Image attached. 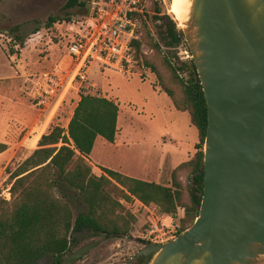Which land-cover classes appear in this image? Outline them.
Returning a JSON list of instances; mask_svg holds the SVG:
<instances>
[{
    "label": "trees",
    "instance_id": "trees-1",
    "mask_svg": "<svg viewBox=\"0 0 264 264\" xmlns=\"http://www.w3.org/2000/svg\"><path fill=\"white\" fill-rule=\"evenodd\" d=\"M75 6L80 7L79 13L64 18L50 16L47 26L87 14V0H69L66 4L68 8ZM157 10L154 19L159 37L153 45L157 50L162 44L171 50L164 55V62L181 91L164 83L160 88L171 97L177 110L189 113L199 132L194 156L177 167H191L187 187L176 171L167 183L137 178L104 165H98L101 175L94 173L88 159L96 138L116 140L120 107L109 97L81 93L68 125L49 127L35 149L5 169L2 182L10 185L11 199L0 196V264H60L74 247L94 235L131 236L136 232L140 237L147 225L122 199L139 200L143 216L155 206L179 216L182 230L196 219L204 187L206 98L194 63L173 61L175 57L179 59L178 46L188 47L184 32L171 15ZM16 37L23 44L21 37ZM141 45L139 40L131 41L135 59L139 65L156 70L152 62L143 58ZM182 70L189 73L187 79L180 75ZM7 148V143L0 141V153ZM70 195L85 207L76 216Z\"/></svg>",
    "mask_w": 264,
    "mask_h": 264
},
{
    "label": "rangeland",
    "instance_id": "rangeland-1",
    "mask_svg": "<svg viewBox=\"0 0 264 264\" xmlns=\"http://www.w3.org/2000/svg\"><path fill=\"white\" fill-rule=\"evenodd\" d=\"M68 1L0 0V141L7 143L6 155H10L2 166L0 163V196L11 199L10 185L2 182L6 167L15 165L10 159L15 156L17 162L35 149L49 127L67 126L80 94L85 92L109 97L120 107L116 140L109 142L101 136L96 138L88 159L94 173L101 175L98 165H104L130 176L167 183L176 171L186 188L191 167H177L194 156L199 132L191 123L189 113L174 108L170 96L156 87L164 83L181 91L164 62V55L170 54L171 50L163 44L161 50H157L153 45L159 37L154 19L157 8L179 21L170 11L171 0H148L149 16L143 27L141 53L156 70L137 65L132 73H120L96 64L82 86L73 79L74 62L68 56L66 40L62 36L64 25L57 21L53 26H47L50 16L64 18L80 12L78 6L66 7ZM176 50L179 59L175 57V63L192 59L184 44ZM44 71L57 72L61 89L66 92L56 111L38 107L30 97L34 76ZM180 75L185 79L189 77L186 70L180 71ZM69 198L75 216L85 210L73 195ZM122 203L128 208L131 201ZM137 235L136 232L122 238L99 235L86 240L79 246L95 239H102V243L75 264H146L151 254L128 263L142 248L136 240L141 237Z\"/></svg>",
    "mask_w": 264,
    "mask_h": 264
},
{
    "label": "water",
    "instance_id": "water-1",
    "mask_svg": "<svg viewBox=\"0 0 264 264\" xmlns=\"http://www.w3.org/2000/svg\"><path fill=\"white\" fill-rule=\"evenodd\" d=\"M178 22L208 110L203 196L190 226L165 243L137 238L143 248L130 262L264 264V0H190Z\"/></svg>",
    "mask_w": 264,
    "mask_h": 264
},
{
    "label": "built area",
    "instance_id": "built-area-1",
    "mask_svg": "<svg viewBox=\"0 0 264 264\" xmlns=\"http://www.w3.org/2000/svg\"><path fill=\"white\" fill-rule=\"evenodd\" d=\"M87 8L84 17L74 15L59 23L64 25L62 36L68 56L74 62V81L84 85L96 64L120 73H132L139 64L131 41L142 40L143 27L148 22L146 0H87ZM34 77L30 97L35 105L56 111L66 95L58 73L44 71ZM129 205L131 212L147 225L142 239L165 243L182 231L180 217L164 213L157 206L148 208V214L143 216V205L137 199ZM131 205L136 208L132 209Z\"/></svg>",
    "mask_w": 264,
    "mask_h": 264
},
{
    "label": "bare ground",
    "instance_id": "bare-ground-1",
    "mask_svg": "<svg viewBox=\"0 0 264 264\" xmlns=\"http://www.w3.org/2000/svg\"><path fill=\"white\" fill-rule=\"evenodd\" d=\"M190 7V0H171L170 11L179 21H184Z\"/></svg>",
    "mask_w": 264,
    "mask_h": 264
},
{
    "label": "crops",
    "instance_id": "crops-1",
    "mask_svg": "<svg viewBox=\"0 0 264 264\" xmlns=\"http://www.w3.org/2000/svg\"><path fill=\"white\" fill-rule=\"evenodd\" d=\"M159 90H161V88L160 87H158V86H156ZM163 91V90H162ZM171 98V97H170ZM79 99H80V97H79ZM78 99V100H79ZM172 100V99H171ZM77 103H78V101H77ZM77 103L75 104V106H74V109H75V107H76V105H77ZM172 104H173V102H172ZM174 106V105H173ZM175 108V107H174ZM74 109H73V111H72V114H71V117H72V115H73V112H74ZM120 110V109H119ZM180 111V110H179ZM186 112V111H185ZM70 117V118H71ZM24 118V117H23ZM70 118H69V120H70ZM25 119V118H24ZM191 121V120H190ZM119 125V124H118ZM118 131H119V127H118ZM117 135H118V132H117ZM117 137V136H116ZM96 144V143H95ZM195 145H196V143H195ZM195 145H194V149H195ZM95 147V146H94ZM94 150V149H93ZM93 152V151H92ZM8 153V149L7 150H5L4 152H2V153H0V163H1V166L3 165V163L4 162H6L7 160H8V158L10 157V155L8 154V155H6ZM25 157V156H24ZM24 157H20V159H22V158H24ZM20 159H18V160H20ZM189 159H191V157H189L187 160H185V161H188ZM10 161L11 162H14L15 161V156H13L11 159H10ZM185 161H183V162H185ZM183 162H181V163H183ZM0 169H1V167H0ZM181 179H183L182 177H181Z\"/></svg>",
    "mask_w": 264,
    "mask_h": 264
},
{
    "label": "flooded vegetation",
    "instance_id": "flooded-vegetation-1",
    "mask_svg": "<svg viewBox=\"0 0 264 264\" xmlns=\"http://www.w3.org/2000/svg\"><path fill=\"white\" fill-rule=\"evenodd\" d=\"M147 5H148V0H146V9H147ZM147 11H149V10L147 9ZM148 14H149V12H148ZM148 16H149V15H148ZM189 51H190V50H189ZM95 236H99V235H94L93 237H95ZM100 236H104L105 238H122V237H126V236H117V235H114V236H108V235H105V234H102V235H100ZM93 237H91V238H89V239H92ZM89 239H87V240H89ZM95 240H100L101 243H102V239H95ZM95 240H91V241H95ZM145 240H146V239H145ZM85 241H86V240H85ZM91 241H89V242H91ZM148 241H149V240H148ZM151 242H152V241H151ZM87 243H88V242H87ZM101 243H100V244H101ZM85 244H86V243H85ZM85 244H83V245H85ZM100 244H99V245H100ZM140 244H141V243H140ZM99 245H98V246H99ZM81 246H82V245H81ZM79 247H80V246H79ZM95 248H96V247H95ZM95 248H94V249H95ZM142 248H143V245H142ZM142 248H141V249H142ZM76 249H77V248H76ZM139 250H140V249H139ZM139 250H138V251H139ZM73 251H74V250H73ZM73 251H72V252H73ZM91 251H92V250H91ZM91 251H90V252H91ZM138 251H137V252H138ZM72 252L67 253V254L65 255V257H66L67 255H69L70 253H72ZM137 252H136V253H137ZM136 253H135L133 256H135ZM87 254H88V253H87ZM87 254H86V255H87ZM86 255H85V256H86ZM144 255H146V254H144ZM148 255H149V254H148ZM85 256H83V257H85ZM133 256H132V257H133ZM141 256H142V255H141ZM141 256H139V257H141ZM83 257H82V258H83ZM132 257H131V258H132ZM139 257H138V258H139ZM82 258H80L79 260H81ZM131 258H130V260H131ZM138 258L134 259L133 261L137 260ZM62 260H63V259H62ZM79 260H78V261H79ZM130 260H129L128 263H132V262H133V261L130 262ZM76 262H77V261H76ZM76 262H75V263H76ZM75 263H74V264H75Z\"/></svg>",
    "mask_w": 264,
    "mask_h": 264
}]
</instances>
